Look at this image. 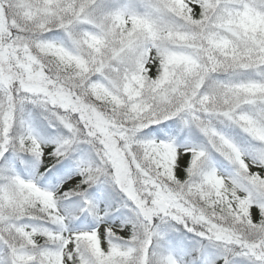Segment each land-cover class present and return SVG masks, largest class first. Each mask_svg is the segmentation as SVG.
<instances>
[{
  "label": "snow or ice",
  "instance_id": "snow-or-ice-1",
  "mask_svg": "<svg viewBox=\"0 0 264 264\" xmlns=\"http://www.w3.org/2000/svg\"><path fill=\"white\" fill-rule=\"evenodd\" d=\"M0 264H264V0H0Z\"/></svg>",
  "mask_w": 264,
  "mask_h": 264
}]
</instances>
